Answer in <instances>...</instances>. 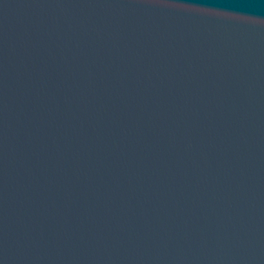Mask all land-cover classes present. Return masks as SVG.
<instances>
[{
	"label": "water",
	"instance_id": "obj_1",
	"mask_svg": "<svg viewBox=\"0 0 264 264\" xmlns=\"http://www.w3.org/2000/svg\"><path fill=\"white\" fill-rule=\"evenodd\" d=\"M0 264H264V0H0Z\"/></svg>",
	"mask_w": 264,
	"mask_h": 264
}]
</instances>
